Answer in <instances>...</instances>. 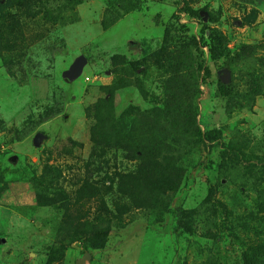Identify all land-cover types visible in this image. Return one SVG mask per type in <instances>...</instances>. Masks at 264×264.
I'll return each instance as SVG.
<instances>
[{"label":"rangeland","instance_id":"1","mask_svg":"<svg viewBox=\"0 0 264 264\" xmlns=\"http://www.w3.org/2000/svg\"><path fill=\"white\" fill-rule=\"evenodd\" d=\"M263 57L264 0H0V264H264Z\"/></svg>","mask_w":264,"mask_h":264},{"label":"trees","instance_id":"2","mask_svg":"<svg viewBox=\"0 0 264 264\" xmlns=\"http://www.w3.org/2000/svg\"><path fill=\"white\" fill-rule=\"evenodd\" d=\"M209 38H211V40L213 41V47L211 48V53L212 55L216 58V59H220L221 57H225L229 54V50L227 49V47L223 44V37L220 33H218L217 31H213L211 30L209 33ZM249 48V46H240L239 51L242 53L247 52V49ZM236 57H237V53H236ZM231 58V57H230ZM259 66L261 67L262 70H264V57L260 60L259 62ZM225 67L226 71H231V67L230 66H220L221 70H223V68ZM264 74V71L263 73ZM256 75V74H254ZM253 81V80H252ZM256 84L258 85L257 90H261L264 88V83L261 82H256ZM263 84V85H262ZM219 91L224 95V96H230V92L225 91V89L223 88V85L220 86ZM256 94H258V92H256ZM130 133H125L128 136L133 137L134 139H136V135L135 129H131L129 130ZM134 135V136H133ZM148 162H150V157L149 159L147 158H143L142 160V170L145 169H149L151 167V165L148 166ZM160 165V164H158ZM140 169V170H141ZM115 172V171H114ZM109 175V174H108ZM114 176L118 179V181H115L114 179H110V183H115L120 185L123 181V179H126L129 177V174L126 173V175H119V173H114ZM107 179L109 180V177H107ZM90 184H88L87 187V191H89V194L83 193L82 196L80 195L79 197H77L78 200H82L84 202L86 201H90L91 200V195L93 194V196H95L96 198L99 199V205L100 208L103 209V214L105 217V221L103 222L102 225H98V224H94L92 226V228L89 231H86L87 229H81L79 226H75L73 227V229H71V225L69 224L68 220H65V218L67 219L66 216H64V220H62L60 227H59V231H58V238L62 239V238H72V237H83L86 235L85 237H88V239H86L88 242V248H92V249H102L104 246V242H105V238L108 234L109 231V221L112 217L114 216H118V215H122L127 213L128 211H130L133 208H139L142 207L144 205H140L139 203H137V201H134L133 199H131V201L128 204H124V205H120L115 207L114 209V213L111 209H108V207L106 206V202L105 199L103 197V195L101 193L98 192V189L89 187ZM109 189L111 190L112 188L109 187ZM125 194V192H122ZM88 195V197H87ZM128 197H131L129 194H127ZM57 203V201H52L50 203H41L40 205H49V204H54ZM99 205L97 207V211H99ZM99 219V216H98ZM65 230L67 232H65ZM91 236V237H89ZM86 242V241H84ZM60 252L62 253L65 250V245H61L60 247Z\"/></svg>","mask_w":264,"mask_h":264},{"label":"water","instance_id":"3","mask_svg":"<svg viewBox=\"0 0 264 264\" xmlns=\"http://www.w3.org/2000/svg\"><path fill=\"white\" fill-rule=\"evenodd\" d=\"M86 62V57H84V56H81V57H79L73 64H72V66H71V68H70V72H71V74H77L79 71H80V69H81V67L83 66V64ZM88 258H90V254H86L85 255V258L84 259H88ZM84 260H81L80 261V263H82Z\"/></svg>","mask_w":264,"mask_h":264}]
</instances>
